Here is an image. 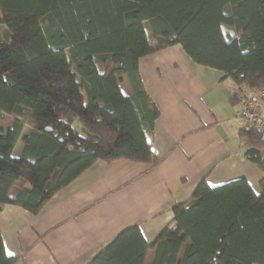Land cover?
<instances>
[{
  "label": "trees",
  "instance_id": "trees-1",
  "mask_svg": "<svg viewBox=\"0 0 264 264\" xmlns=\"http://www.w3.org/2000/svg\"><path fill=\"white\" fill-rule=\"evenodd\" d=\"M175 44L237 86L264 87V0H0V121L13 116L4 134L0 127V209L36 213L96 160L157 165L159 110L138 61ZM239 131L245 156L264 172L263 137L250 124ZM172 210L173 225L153 242L130 226L89 264H144L150 248L151 264H264V177L248 194L236 180L203 178ZM17 260L0 235V264Z\"/></svg>",
  "mask_w": 264,
  "mask_h": 264
},
{
  "label": "crops",
  "instance_id": "crops-1",
  "mask_svg": "<svg viewBox=\"0 0 264 264\" xmlns=\"http://www.w3.org/2000/svg\"><path fill=\"white\" fill-rule=\"evenodd\" d=\"M138 68L159 110L152 148L161 161L96 160L57 188L36 213L3 204L0 235L5 253L18 256L15 264H89L133 225L151 243L173 225V205L189 199L203 178L210 186L236 180L245 194L259 191L264 172L244 154L249 143L235 117L237 85L220 70L195 63L179 44L142 56ZM121 79L127 81L122 93L130 95L127 78ZM12 123L13 116L3 113L1 134ZM21 148L19 140L14 155ZM23 185L24 179H18L9 198ZM153 257L150 248L144 264Z\"/></svg>",
  "mask_w": 264,
  "mask_h": 264
},
{
  "label": "built area",
  "instance_id": "built-area-1",
  "mask_svg": "<svg viewBox=\"0 0 264 264\" xmlns=\"http://www.w3.org/2000/svg\"><path fill=\"white\" fill-rule=\"evenodd\" d=\"M240 108L235 117L253 126L255 132L264 137V87L237 86Z\"/></svg>",
  "mask_w": 264,
  "mask_h": 264
},
{
  "label": "rangeland",
  "instance_id": "rangeland-1",
  "mask_svg": "<svg viewBox=\"0 0 264 264\" xmlns=\"http://www.w3.org/2000/svg\"><path fill=\"white\" fill-rule=\"evenodd\" d=\"M144 25H145V29H148V26H146V24H144ZM147 38H148V39H152V38H151V35L149 34V32H148ZM119 83H120L119 87L121 86L120 89H121V88H122V89H125V84L127 83V81L124 80V79H120V82H119ZM7 119L10 120L8 117H5V120H7ZM5 120H4V123H3L4 125H6V124H5ZM27 128H28V127H27Z\"/></svg>",
  "mask_w": 264,
  "mask_h": 264
},
{
  "label": "snow or ice",
  "instance_id": "snow-or-ice-1",
  "mask_svg": "<svg viewBox=\"0 0 264 264\" xmlns=\"http://www.w3.org/2000/svg\"><path fill=\"white\" fill-rule=\"evenodd\" d=\"M9 254H11V253H9Z\"/></svg>",
  "mask_w": 264,
  "mask_h": 264
},
{
  "label": "water",
  "instance_id": "water-1",
  "mask_svg": "<svg viewBox=\"0 0 264 264\" xmlns=\"http://www.w3.org/2000/svg\"><path fill=\"white\" fill-rule=\"evenodd\" d=\"M263 139H264V137H263Z\"/></svg>",
  "mask_w": 264,
  "mask_h": 264
}]
</instances>
